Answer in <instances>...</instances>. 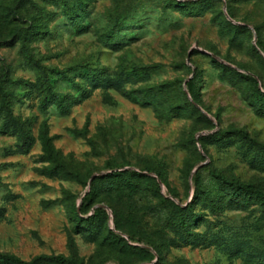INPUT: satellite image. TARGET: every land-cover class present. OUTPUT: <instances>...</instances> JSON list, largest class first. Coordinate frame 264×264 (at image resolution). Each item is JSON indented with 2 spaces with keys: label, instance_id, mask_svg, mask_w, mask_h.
Returning <instances> with one entry per match:
<instances>
[{
  "label": "rangeland",
  "instance_id": "rangeland-1",
  "mask_svg": "<svg viewBox=\"0 0 264 264\" xmlns=\"http://www.w3.org/2000/svg\"><path fill=\"white\" fill-rule=\"evenodd\" d=\"M234 181L264 190V0H0L5 264H264Z\"/></svg>",
  "mask_w": 264,
  "mask_h": 264
},
{
  "label": "trees",
  "instance_id": "trees-1",
  "mask_svg": "<svg viewBox=\"0 0 264 264\" xmlns=\"http://www.w3.org/2000/svg\"><path fill=\"white\" fill-rule=\"evenodd\" d=\"M232 131L239 132V133H241L243 135H246V136L248 135V132L246 130L242 129V128L235 127V128L232 129ZM233 184H234V186L237 189L253 192L254 194H256L258 196V198L260 200L264 201V190H262L256 184L245 183V182H237V181H234ZM89 197H90V193L89 192H87L83 196V198H82L83 203L80 206V210L81 211L84 210V203L89 199ZM10 258H12L10 255L3 254V253L0 252V262H2L3 264L8 262L7 260H9ZM58 259L62 260L61 257H59Z\"/></svg>",
  "mask_w": 264,
  "mask_h": 264
},
{
  "label": "water",
  "instance_id": "water-1",
  "mask_svg": "<svg viewBox=\"0 0 264 264\" xmlns=\"http://www.w3.org/2000/svg\"><path fill=\"white\" fill-rule=\"evenodd\" d=\"M224 7H225V3H224Z\"/></svg>",
  "mask_w": 264,
  "mask_h": 264
}]
</instances>
